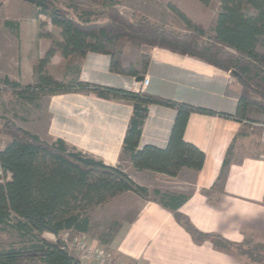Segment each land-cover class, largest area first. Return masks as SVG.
<instances>
[{"label": "trees", "instance_id": "trees-1", "mask_svg": "<svg viewBox=\"0 0 264 264\" xmlns=\"http://www.w3.org/2000/svg\"><path fill=\"white\" fill-rule=\"evenodd\" d=\"M90 1L98 6L96 10H80L74 5L39 9V13L46 15L59 29L60 38L43 31L44 24L35 15L38 37L48 39L50 47L34 67V83L22 85L8 78L0 79L6 91L27 103H34L43 95L67 92L128 102L132 105V114L123 138L122 153L136 170H150L171 177H176L183 169L197 172L204 164L205 153L183 139L190 113L218 115L241 122L240 135L252 123H259L256 133L264 129V0H218L219 10L207 31L202 24L191 23L176 4L169 3L170 10L188 29L184 35L138 14L133 19L126 18L115 7L114 0ZM199 1L207 3L210 0ZM4 25L17 29L13 21L7 20ZM202 35L206 36V42L200 44L198 38ZM143 45L192 56L229 72L240 85L235 112H215L144 90L135 92L79 80L81 59L89 52L109 55L112 73L144 76L150 57L141 51ZM55 53L68 59L71 78L58 81L47 74L46 66ZM151 104L175 110L164 148L138 147ZM0 134L9 137L0 149V171L9 176L0 181V227H11L26 240L21 248H0V264H16L25 252L37 253L42 264H82L80 258L69 253L59 238L60 233L88 234L89 211L121 193L130 191L143 199L149 198L148 189L134 182L120 165H106L102 160L69 147L61 139L50 143L43 141L5 117L0 118ZM236 139L224 154L211 191L224 192L230 165L242 160ZM154 194L195 242L215 237L225 250L232 248L246 254L240 245L218 235L200 232L179 213L178 208L187 199L186 195L159 190ZM43 233L53 234L56 240L45 239Z\"/></svg>", "mask_w": 264, "mask_h": 264}, {"label": "crops", "instance_id": "crops-1", "mask_svg": "<svg viewBox=\"0 0 264 264\" xmlns=\"http://www.w3.org/2000/svg\"><path fill=\"white\" fill-rule=\"evenodd\" d=\"M7 20L15 22L0 17V79L33 84L34 67L51 42L38 37L35 18L16 19L15 30L4 25ZM141 51L150 57L143 76L149 80L143 89L145 92L215 112H235L240 85L229 72L163 48L143 45ZM109 60L107 54L87 53L80 62L79 80L137 92L136 77L112 73ZM68 65V59L55 53L46 72L58 81L69 79L72 73ZM7 97L4 93L0 95L1 113L12 111ZM15 99L23 109L11 116L17 126L49 143L61 139L69 147L106 165H120L134 182L148 189V199L127 191L89 212L90 230L94 222L99 227L112 223L115 231L109 234L110 238L92 237V240L110 252L117 263L264 264V155H244L241 161L230 165L224 192L210 190L232 140L243 141L247 136L240 135L241 122L218 115L190 113L183 139L205 153L204 164L197 172L183 169L171 177L136 170L122 153L132 114V105L128 102L80 92L56 93L38 98L37 104L32 103L33 108L27 112L28 108L24 109L30 103ZM174 117V109L151 104L138 147L164 148ZM155 190L186 195L179 213L200 232L240 245L246 254L232 248L225 250L215 237L195 242L172 212L157 201ZM90 230L86 235H74L90 240ZM82 264L96 263L82 260Z\"/></svg>", "mask_w": 264, "mask_h": 264}, {"label": "rangeland", "instance_id": "rangeland-1", "mask_svg": "<svg viewBox=\"0 0 264 264\" xmlns=\"http://www.w3.org/2000/svg\"><path fill=\"white\" fill-rule=\"evenodd\" d=\"M114 3L117 10L126 18L133 19L135 18V14H138L140 16H143L150 22L170 29L179 35H184L186 32H188V29L184 25V23L170 10L169 3L176 4L191 23L202 24L206 31L211 27L213 17L219 10L218 0H210L207 3H203L199 0H114ZM46 4L49 7L54 5H74L80 10H96L98 8V6H96L90 0H46ZM39 9L40 7L36 6L33 3H27L26 0H0L1 18L11 19L17 22L16 19H27L30 17L34 18L36 15L38 17V20L44 24L42 30L50 32L53 37L59 39V29L54 27L49 22V19L46 15L39 13ZM204 42H206V36L202 35L198 38V43L203 44ZM1 93L7 94L8 97L6 100L12 111L8 110L7 112L4 111L3 113H1L0 111V118L5 117L12 120L14 118L11 116H15V112L21 113V103L19 104V102L15 99L16 97L12 95L10 91H6L3 86L0 88V95ZM41 97H44V95L40 96L39 98ZM35 103L37 104L36 101L33 104ZM33 104L30 103V107H26V109L24 110L27 111L28 108L27 112L31 111V109L33 108L31 106ZM257 127H259V123H252L250 126H248L247 130L244 133L247 135L245 140L242 141L241 138H239V140L236 139L237 150L241 153L242 156L264 155V153L262 152V147L264 146V144L260 140V134L262 133L263 129L259 130L258 133H256L255 129H257ZM8 141V136L0 134V149H3ZM7 179H9V176L3 175L0 171V181L3 182ZM112 231H115L112 230V223L107 224L105 227H99L94 222L90 230L91 239H84V241L93 242L92 239L94 237L99 240L101 238L108 239L110 238L109 234H111ZM43 237L49 241L56 240V237L51 234H44ZM59 238L64 241L69 253L72 256L79 258L78 253L73 247V241L77 239L76 235L68 232H62L60 233ZM25 241L26 240L21 239L18 233L11 227H0L1 249H6L9 247L21 248L22 244ZM16 264L41 263L39 261L37 253L25 252Z\"/></svg>", "mask_w": 264, "mask_h": 264}, {"label": "built area", "instance_id": "built-area-1", "mask_svg": "<svg viewBox=\"0 0 264 264\" xmlns=\"http://www.w3.org/2000/svg\"><path fill=\"white\" fill-rule=\"evenodd\" d=\"M149 83L148 78L143 77L138 81V91L143 90ZM3 84H0V88ZM260 140L264 144V129L260 134ZM73 247L78 253L81 260H91L96 264H118L104 248L99 246L96 242H85L83 238H77L73 241Z\"/></svg>", "mask_w": 264, "mask_h": 264}, {"label": "water", "instance_id": "water-1", "mask_svg": "<svg viewBox=\"0 0 264 264\" xmlns=\"http://www.w3.org/2000/svg\"><path fill=\"white\" fill-rule=\"evenodd\" d=\"M26 1L35 4L36 6L40 8H45V9L49 8V6L46 4V0H26ZM142 79H143V76L136 77L137 81H140Z\"/></svg>", "mask_w": 264, "mask_h": 264}]
</instances>
